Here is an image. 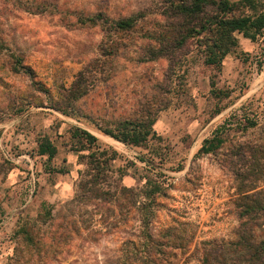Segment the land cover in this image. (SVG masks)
<instances>
[{
    "label": "rangeland",
    "instance_id": "1",
    "mask_svg": "<svg viewBox=\"0 0 264 264\" xmlns=\"http://www.w3.org/2000/svg\"><path fill=\"white\" fill-rule=\"evenodd\" d=\"M176 1L0 0V264H40L37 255L18 253L15 232L39 221L48 206L51 222L37 223L47 236L70 218L79 229L65 241L55 239L53 257L42 264H104L117 257L123 240L139 229L137 211L115 227L119 211L112 201L67 204L81 193L79 183L96 174L94 156L113 151L104 189L113 190L119 178L139 194L147 178L165 188L156 197L151 225L154 234L179 225L190 236L177 264H205L206 252L213 263L237 241V230L248 226L236 205L235 172L253 163L255 172L243 183L264 189V159L256 152L264 148V33L255 42L237 33L238 47L220 67L204 63L197 37L157 55ZM128 17L130 29L111 27ZM145 116L154 119V134L142 146L97 132V126ZM74 126L98 141L73 136ZM216 129L223 146L197 156ZM43 136L57 148L51 161L37 154ZM238 151L244 158L238 153L230 159ZM47 166L63 172H48ZM111 207L113 214L107 211L101 222L100 214Z\"/></svg>",
    "mask_w": 264,
    "mask_h": 264
},
{
    "label": "trees",
    "instance_id": "2",
    "mask_svg": "<svg viewBox=\"0 0 264 264\" xmlns=\"http://www.w3.org/2000/svg\"><path fill=\"white\" fill-rule=\"evenodd\" d=\"M169 17L171 19L170 30L160 36V42H158L160 49H158L157 55L167 56L174 53L176 49L183 47L188 39L197 37L199 46L202 48L204 63L220 67L224 57L238 47L237 33L252 42L263 36L264 0H178L171 5ZM132 25L133 18L128 17L113 21L111 27L115 30H128ZM153 49L155 48L153 47ZM16 62H19L18 59ZM262 63L263 61H260L258 66L261 67ZM49 107L68 115L65 107L60 104L50 102ZM18 111H22V109L18 108ZM153 123L152 117L145 116L124 119L97 127L102 133L124 144L142 146L154 134ZM73 130V136H82L86 143L97 142V138L88 130L77 126H74ZM36 142L37 154L46 156L47 161H51L57 153L56 146L47 136L38 138ZM224 142L220 130L216 129L211 137L203 139L197 156L216 152ZM97 151H92L89 156L93 157L98 153ZM105 152L104 150L103 155ZM256 152L260 153L264 159V148L259 147ZM238 153L241 154L240 151L230 153V159H234L236 155H239ZM115 155L116 152L113 151L112 156L105 155L102 159L94 156L95 163H97L96 174L79 183L81 193L67 204L71 206L73 201L81 203L83 199L98 200L100 203L112 201L118 208V219H120L111 224L115 227L120 222H127L131 211H137L140 222L138 231L129 234L121 243L118 256L104 264H177V254L188 252L187 242L190 236L185 237V230L179 225L169 226L164 232L154 234L151 225L154 214L152 208L155 205L156 197L164 195L165 188L161 182H151L147 178L142 194H139L132 186H122L119 178L113 190L104 189L105 173L109 170L107 164L108 161L114 159ZM243 155L241 154L240 158L243 159ZM253 158L258 165V156L255 155ZM260 166L264 169V164H260ZM46 169L48 172H63V170H55L49 166ZM253 169L255 167L252 163L250 167L242 170L243 172L238 170L235 172L239 181L236 205L239 217L247 218L248 226L237 230L238 238L233 245L222 248L220 255L216 261L214 260L218 264H264V237L260 238L264 232V218H262L264 217V189H257V186H246L243 183L245 178L248 179L250 175H253L255 172ZM123 175L121 174V176ZM72 208H69L72 212L71 215H73L74 209ZM113 209L114 207L107 208L105 213L102 212L100 221L105 222L107 220L106 212L109 211V214L112 215ZM52 218L51 206H48L38 215L39 221L24 225L15 232L16 235L20 234V246L16 249L18 253L21 255L27 253V257L37 255L36 261L42 264L45 260L53 257L51 252L56 247L55 239L65 241L71 237V231L79 229L76 228V220L70 218L68 221L59 223L58 228L60 229L47 236L49 231H43L37 226V223L49 224ZM47 237H51V242L47 241ZM210 258V252H206L202 262L215 264ZM14 259L15 262L18 261L16 257Z\"/></svg>",
    "mask_w": 264,
    "mask_h": 264
},
{
    "label": "crops",
    "instance_id": "3",
    "mask_svg": "<svg viewBox=\"0 0 264 264\" xmlns=\"http://www.w3.org/2000/svg\"><path fill=\"white\" fill-rule=\"evenodd\" d=\"M89 132H91V131L89 130ZM97 132H98L99 134H101V135L106 136L107 139H111V140H113V141H115V142H117V143H120V141H117V140H115L114 138L110 137L109 135H106V134L102 133L99 129H97ZM91 133L97 138V141H98V136H96L95 133H93V132H91Z\"/></svg>",
    "mask_w": 264,
    "mask_h": 264
}]
</instances>
